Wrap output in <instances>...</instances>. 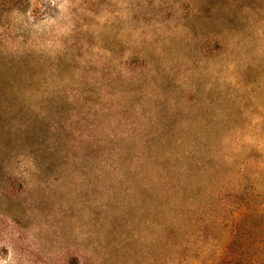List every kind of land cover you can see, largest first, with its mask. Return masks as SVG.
<instances>
[{
    "label": "rangeland",
    "instance_id": "rangeland-1",
    "mask_svg": "<svg viewBox=\"0 0 264 264\" xmlns=\"http://www.w3.org/2000/svg\"><path fill=\"white\" fill-rule=\"evenodd\" d=\"M0 264H264V0H0Z\"/></svg>",
    "mask_w": 264,
    "mask_h": 264
}]
</instances>
